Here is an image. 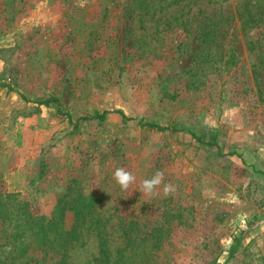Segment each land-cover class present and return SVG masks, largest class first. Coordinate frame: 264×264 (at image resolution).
I'll return each instance as SVG.
<instances>
[{"label": "rangeland", "instance_id": "rangeland-1", "mask_svg": "<svg viewBox=\"0 0 264 264\" xmlns=\"http://www.w3.org/2000/svg\"><path fill=\"white\" fill-rule=\"evenodd\" d=\"M261 149L264 0H0V264H264ZM27 215L77 237L13 257Z\"/></svg>", "mask_w": 264, "mask_h": 264}, {"label": "trees", "instance_id": "trees-1", "mask_svg": "<svg viewBox=\"0 0 264 264\" xmlns=\"http://www.w3.org/2000/svg\"><path fill=\"white\" fill-rule=\"evenodd\" d=\"M24 97V96H22ZM35 103L38 104H54L58 106V99L55 97H48L43 100H37ZM58 111H61L59 108H57ZM116 112L120 113L121 117L123 120H128L130 119L127 117L121 110H116ZM66 116L70 117V114L67 112L65 113ZM105 117V114H98L94 118H97L99 120H103ZM91 117L89 116H81L78 119H90ZM143 126H146L148 128H156L158 130H165L167 127L165 126H160L158 124H153V123H143ZM171 129H177L174 126L170 127ZM185 129V128H184ZM188 130V129H186ZM191 136L196 139L197 141L212 146L215 145L217 147V151L220 154H223L221 147L218 145V142H216V136H211L210 139L205 140L203 138V135H198L192 130H188ZM229 155H235L237 158L242 159V154L238 152L236 149H230L227 151ZM76 214V213H75ZM27 223H24V228L26 225L32 223L34 226H36V229H34V234L31 236V240L28 242L26 241L25 237V231L16 233L15 237H13L10 241L9 244L13 245V247L20 252L17 254H12L13 257L22 255L25 252H27L30 248L32 249H38V250H45V249H50L53 248L56 244H61V246H66L67 245V240L73 239L77 237V231L75 228H71L69 231L62 230L58 225L55 224V221L53 219L51 220H46L45 217L43 216H30L27 215L25 218ZM31 225V224H30ZM71 237V238H69ZM18 242V244H17ZM239 239H237L235 246L233 249L236 247L238 244ZM99 243V250H98V255L94 256L92 258L91 264H110V256L108 252V247H107V242L103 237H100L98 239Z\"/></svg>", "mask_w": 264, "mask_h": 264}, {"label": "clouds", "instance_id": "clouds-1", "mask_svg": "<svg viewBox=\"0 0 264 264\" xmlns=\"http://www.w3.org/2000/svg\"><path fill=\"white\" fill-rule=\"evenodd\" d=\"M264 151V149H261ZM113 177L115 181L120 185L122 190H128L129 187L135 182L136 177L132 174V172L125 170L124 168H116ZM164 173L160 170H157L151 178L144 179L141 183L140 191H143L146 195H160L159 192L156 191L159 185H161L163 181ZM175 192V186L171 183L164 184L163 187V195L169 196Z\"/></svg>", "mask_w": 264, "mask_h": 264}]
</instances>
